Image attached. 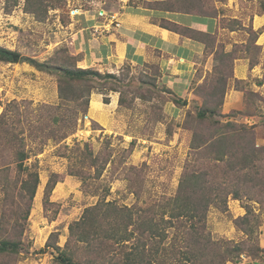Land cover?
<instances>
[{
  "label": "rangeland",
  "instance_id": "374dc122",
  "mask_svg": "<svg viewBox=\"0 0 264 264\" xmlns=\"http://www.w3.org/2000/svg\"><path fill=\"white\" fill-rule=\"evenodd\" d=\"M26 3L0 0V46L47 62L55 70L85 68L118 77H93L77 83V92H73L60 71L46 72L28 62L0 60V115L6 110V122H0V222L9 223L0 226V238L21 232L20 227L11 228L14 222L25 224L22 249L11 258L15 264H63L60 254L81 264L123 263L129 249L124 254L121 250L125 247L91 252L87 241L71 237L70 225L101 199L145 208L175 196L187 168L196 169L200 164V169L209 171L210 159L197 160L195 133L214 137L228 131L227 122L238 126L231 130L239 134L237 143L245 137L253 144V152L259 149L260 170L255 176L264 179V0H200V9L217 17L218 28L212 35L198 36L204 39L207 51L218 48V54L216 58L212 54L211 70L199 72L195 96L180 116L178 109L171 108L176 98L163 83L158 66L138 69L129 65L118 73L87 67V43L81 34L73 33L72 22L78 7H96L118 15L137 11L158 23L165 18V23L172 25L171 16L177 14L165 9L189 6L188 2L63 0L57 7L45 6L40 17L27 10ZM223 77L227 84L221 82ZM60 86L65 99L61 98ZM97 94L103 95L102 107L108 109L110 122H99L92 116ZM201 108L217 110L221 115L202 121L197 114ZM214 120L221 121L219 129L212 125ZM41 141L46 142L43 149L27 161L36 163L40 174L27 213L25 202L29 199L27 192L21 191L26 175L17 168L16 150L20 145L29 149ZM224 143L232 157H242L235 137ZM205 154L210 156L208 148ZM51 176L58 183L49 192ZM247 206L256 215L250 225L252 234L235 223L247 213ZM228 208L223 212L211 206L208 213L213 238L242 247L227 264L245 258L264 260V187L250 181L240 198L228 196ZM173 231L168 228L165 240L143 236L148 250L145 258L150 264H186L181 254L185 241H175ZM225 248L222 244L221 249Z\"/></svg>",
  "mask_w": 264,
  "mask_h": 264
},
{
  "label": "trees",
  "instance_id": "16d2710c",
  "mask_svg": "<svg viewBox=\"0 0 264 264\" xmlns=\"http://www.w3.org/2000/svg\"><path fill=\"white\" fill-rule=\"evenodd\" d=\"M62 1L63 0H27L26 8L40 17L41 10L45 8V6L57 7ZM173 1L175 3L188 2L189 6L181 8L171 7L165 9V11L187 13L201 18L216 17L200 9V0ZM172 23V25H169L170 23H165V18H162L159 24L162 27L182 34H190L201 39L203 42H205L204 39L198 35H212L210 32L188 28L174 21H172ZM206 54H213L214 58H216L218 48L214 52L206 50ZM0 60L12 63L28 62L37 69L46 72L60 71L64 81L72 86L73 92H77L75 89L77 83H83L93 77H118L115 73L102 74L94 69L65 68L55 70V68L47 62L24 56L19 51L4 46H0ZM220 80L224 84H227V78L223 77L220 78ZM63 92L64 88L60 86L61 98L65 99L62 95ZM174 101L179 104L183 103L177 98ZM197 114L202 121L206 119L212 120V116L221 115L217 110L208 108H201ZM5 116L6 110L0 115V122H3V124L6 122H4ZM213 122V124L211 123L213 126L221 124L219 120H214ZM226 126L230 130L228 129L227 132H223L214 137L205 138L201 134L195 133L193 148L199 149L197 160L210 159L209 171L200 169V164L195 165L196 169L194 167L192 169L187 168L175 196L159 201V205L147 206L145 208L141 206L118 205L114 200L106 201V199H101L95 205L88 206L81 219L70 225L71 237L79 241H87V249L91 252L101 253L106 248L116 247L120 249L125 247L124 250H121L124 254L125 249H129L121 264H150L149 258H145V253L148 250L146 242L142 240L143 236L147 234L146 236L150 238L153 236L165 240L169 236L168 228H174L173 239L176 241V239L182 238L185 241L184 249L181 252L182 261L184 263L227 264L229 257H234L233 255L241 251L242 247L238 244L231 245L230 241L223 242L213 238L208 228V213L210 207L217 206L223 212L228 211V196L230 194L234 198H240L244 187H246L250 181L255 185L264 187V179L261 176H255L260 170V164L257 158V151L259 149L253 152V144L247 141L245 137L244 141L239 139L237 143L239 134L231 130H237L238 126L232 122H227ZM217 129H219L218 126ZM233 137L236 138V148L241 150L243 154L242 157L234 158L226 151V144L224 142H226V139L230 141ZM45 143L44 141L38 142L34 147L30 146L31 148L29 149L23 148L18 144L20 146H18L16 150L17 168L26 175L21 184V191H26V197L29 199V202H25L27 213L32 208V201L40 184L38 165L36 163L27 164V161L31 158V155L37 156V152L43 149ZM207 148L209 149L210 156L205 154ZM204 154L206 157L202 156ZM221 166H223L222 171L219 170ZM216 169L219 172H217ZM57 183L58 180L54 179V176H51L47 184L49 192ZM248 196L252 199L251 194L248 193ZM247 210V213L237 218L235 223L247 234H252L254 229L250 225L253 220L252 216L256 217V215L251 207L248 208L247 206ZM26 216L27 214L25 217ZM6 224L9 223L4 221L0 222L1 227H4ZM19 227L22 228V230L16 234V236L0 238V264H15L11 258L22 249L21 235L22 232L25 231V224L19 222L17 225V222H14L13 225H11V228L15 230L19 229ZM135 231L138 233L136 234ZM133 240H135V242H133ZM222 244H225L227 249H221ZM171 248L173 249V253H175L177 249L174 241ZM211 250L213 253L210 255V252H212ZM209 256L212 257V262L209 261ZM58 258L63 264H81L74 261L71 256L65 254H60ZM102 258H104V256H102L101 259Z\"/></svg>",
  "mask_w": 264,
  "mask_h": 264
},
{
  "label": "crops",
  "instance_id": "0c3cea01",
  "mask_svg": "<svg viewBox=\"0 0 264 264\" xmlns=\"http://www.w3.org/2000/svg\"><path fill=\"white\" fill-rule=\"evenodd\" d=\"M175 14L177 16H171L173 18L169 16L170 20L188 28L210 33L218 28L216 17L201 18L187 13L171 15ZM118 20L121 26L116 28L112 24L113 20L101 16L96 7H80L72 25L75 26L73 33L81 34L87 43V67L98 66L118 73L129 65L138 69L149 65L158 66L163 83L175 98L183 102L179 104L172 100L170 103L171 108L179 110L180 116L182 109L188 107L195 96L199 72L211 70L214 63L213 55L206 54L205 42L190 34L162 27L144 13L124 11L119 14ZM94 27L99 29L98 32H94ZM239 61L242 60H238L237 64ZM239 68L242 69L243 65L239 64ZM97 95L92 102V116L99 122H110L108 109L102 107L103 95ZM261 245L264 248V244ZM234 264H264V260L245 258Z\"/></svg>",
  "mask_w": 264,
  "mask_h": 264
},
{
  "label": "built area",
  "instance_id": "2783aa9c",
  "mask_svg": "<svg viewBox=\"0 0 264 264\" xmlns=\"http://www.w3.org/2000/svg\"><path fill=\"white\" fill-rule=\"evenodd\" d=\"M80 8L73 11V15H76L79 13ZM75 12V13H74ZM99 13L101 16L109 17L113 20V26L116 28H119L121 26V22L118 20L119 15L118 14H108L109 12L105 11L104 9H99ZM98 28L94 27V32H98Z\"/></svg>",
  "mask_w": 264,
  "mask_h": 264
},
{
  "label": "clouds",
  "instance_id": "9594fccd",
  "mask_svg": "<svg viewBox=\"0 0 264 264\" xmlns=\"http://www.w3.org/2000/svg\"><path fill=\"white\" fill-rule=\"evenodd\" d=\"M78 8H80V7H78ZM77 15V14H76ZM76 15H74V16H76Z\"/></svg>",
  "mask_w": 264,
  "mask_h": 264
}]
</instances>
